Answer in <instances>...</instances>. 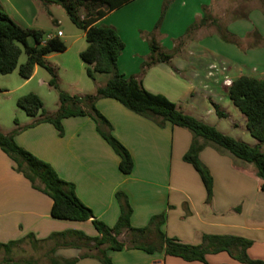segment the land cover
Segmentation results:
<instances>
[{"label":"crops","instance_id":"1","mask_svg":"<svg viewBox=\"0 0 264 264\" xmlns=\"http://www.w3.org/2000/svg\"><path fill=\"white\" fill-rule=\"evenodd\" d=\"M226 1L130 0L95 23L111 26L118 32L124 42L117 58L118 71L124 76H137L150 54L147 34L154 31L165 5L154 38L171 57L167 62L151 65L138 76L143 87L163 94L184 113L207 123L214 114V122L209 123L219 130L228 119L225 127L233 131L231 135L254 145L257 140L247 131L244 115H235L238 109L230 105L227 88L240 75L264 79V0H234L236 7L229 19L221 23L215 14ZM0 7L20 25L41 29L32 26L37 11L44 10L38 8L36 0H0ZM204 13L226 29L229 40L222 39L209 23L193 27L186 35L188 27L198 23ZM226 13L222 11L218 17L223 19ZM49 16L51 22L59 23ZM38 67H34L33 73ZM98 76L94 89L107 79L98 80ZM211 102L219 106L224 116L216 115ZM95 106L111 123L112 134L129 150L133 161L130 173L118 169V155L86 114L63 117L61 134L50 122L31 124L37 116H28L24 111L11 117V126L0 130H16L15 142L48 162L59 177L72 182L77 197L106 225H113L118 218L120 208L115 193L122 191L132 208L130 224L134 227L145 226L152 215L164 213L160 229L168 237L204 249L208 244L206 236L241 237L250 241L245 250L247 256L264 261V192L259 189L260 180L252 163L169 121L158 126L114 98H98ZM56 109L57 105L47 112L54 113ZM191 143L198 147V158L212 178L210 196L197 171L183 160ZM260 147L264 151V143ZM14 166L0 149V243L20 241L8 251L0 248V264H50L48 253L66 259L84 254L73 264H101L94 256L97 250L92 248L93 243H86L76 234L49 238L50 234L65 230H78L89 237L98 233L90 220L52 217L51 198L34 188ZM120 235L117 238L121 241ZM24 242L32 247L46 244L42 256L45 260L14 259L13 254ZM105 253L113 264H205L165 255L162 250L105 248ZM204 257L207 264H245L226 250L208 251ZM5 258L10 262H3Z\"/></svg>","mask_w":264,"mask_h":264},{"label":"trees","instance_id":"2","mask_svg":"<svg viewBox=\"0 0 264 264\" xmlns=\"http://www.w3.org/2000/svg\"><path fill=\"white\" fill-rule=\"evenodd\" d=\"M46 5L49 0H40ZM130 0H54L65 11L69 20L84 33L86 45L79 52V57L86 63V75L94 80L96 74H107L104 83L96 86L91 94H70L58 88L53 67L46 61V56L52 52H62L66 49L65 43L55 35L44 36L42 29L25 27L14 21L7 13L0 9V74L12 72L16 67L18 74L28 79L34 67L46 69L50 78L48 84L57 91L58 104L54 113H48L43 108L41 98L34 92L21 95L16 100L18 108L28 116H37L31 123L40 121L52 123L59 133H62L61 119L71 115H89L95 122L98 133L106 140L118 155V169L128 174L132 170L133 161L129 150L112 134V125L109 120L96 108L95 102L101 97L116 99L127 109L145 117L158 126L166 121L172 125L188 129L194 137H201L216 147L223 148L233 156L252 163L256 168L260 180L259 189L264 192V79L248 75H240L232 80L227 88V96L232 104L244 115L245 127L249 134L257 140L250 145L245 141L219 130L215 126L177 108L176 104L160 93H153L145 89L138 76L146 69L158 62H167L171 55L161 50L154 38V32L159 27L165 11L162 7L160 16L154 26V31L148 33L150 54L141 65L138 75L124 76L117 68V58L124 42L118 32L111 26L98 25L95 22L119 8ZM51 15V12L46 9ZM245 16V14L243 15ZM212 24L224 40H229V33L218 24L216 19L204 13L198 23H192L186 30V35L195 26ZM253 36L256 35L254 31ZM24 49L25 61L18 65V58ZM216 115L224 116L217 104L211 102ZM16 130L4 133L0 130V149L15 163L14 169L23 174L31 185L48 195L51 200L50 214L54 218L85 221L90 220L98 235L86 236L78 230H65L49 235V238L61 236L66 238L76 234L86 243H93L96 249L94 254L101 264H113L105 253V248L120 250L122 248H139L147 252L163 251L165 255L177 256L186 261L198 260L205 264V252L226 250L230 255L245 264H264L262 260L250 259L245 253L250 241L236 236H206L208 241L204 249L199 245L184 243L177 238L166 236L160 229L164 221V213L152 215L145 226L134 227L130 224L132 208L126 194L117 191L115 197L119 203L120 212L116 222L109 226L95 218L92 210L86 206L75 194L74 184L59 177L53 167L41 160L30 151L19 146L14 140ZM198 147L191 143L183 160L192 165L206 189L207 196L211 195L212 178L208 169L198 158ZM128 234L129 242L126 244L118 240L120 234ZM20 241L0 243L4 251L10 250L12 245ZM88 246V245H87ZM237 253L234 254V251ZM84 256L80 254L79 257ZM79 257L61 258L48 253L50 264H73ZM3 262H10L5 258ZM26 264V263H17ZM31 264V263H28Z\"/></svg>","mask_w":264,"mask_h":264},{"label":"rangeland","instance_id":"3","mask_svg":"<svg viewBox=\"0 0 264 264\" xmlns=\"http://www.w3.org/2000/svg\"><path fill=\"white\" fill-rule=\"evenodd\" d=\"M53 3L56 2H54V0H49L46 5H44L40 0H36V5L38 8L44 10L37 11L32 26L40 27L43 30L45 37L49 33H54V35L57 34L60 37L58 32L61 31V33H63V36L60 38L65 43L66 49L62 52H52L46 59V61L54 69L57 86L59 89L70 94H78L79 91H90V94L91 92L94 93L95 80H91L86 75L85 69L87 65L81 60L78 53V51L84 49L86 45L83 31L77 28L69 20L64 9L59 4H56L55 6L52 5ZM247 5L249 6V3ZM48 7L49 11L51 12V16L59 20L58 24L51 22V17L45 12ZM235 7L236 2L234 0H227L222 4V7L219 8L215 15L217 16L218 20L220 19L221 23H224V20L229 19V16ZM0 9L7 13L2 7H0ZM222 11L227 12L223 19L218 17L221 16ZM210 29L212 28H208V30ZM25 58V51L23 48H21V53L18 58V65L23 63ZM49 78V72L40 66L37 68V71L32 73L28 79H24L18 74L17 67L10 73L0 74V129L6 128V126H11V117L17 116V113L23 112L22 109L17 107L16 100L19 96L28 92H37L36 94L41 98L45 111H52L56 108L58 103L57 91L48 84ZM105 78H107V74L100 73L98 76V80L103 81ZM229 103L230 105H233L230 100ZM235 111V115H239L240 111ZM212 115V119L210 118L208 123L214 122L213 119H215V116L214 114ZM228 121L229 120L226 119L225 123L228 124ZM226 124L222 125L223 132L227 134L230 133L229 135L233 134L231 129H227L225 127L227 126ZM247 135L248 138L251 139V136H249V134ZM262 233L259 234L262 235ZM120 239L126 244L129 242L128 234L120 235ZM46 249V244L40 243L35 247H32L29 243L24 242L19 245L17 253L13 254V258L19 259L33 257L36 258V260H45V258L42 256Z\"/></svg>","mask_w":264,"mask_h":264},{"label":"built area","instance_id":"4","mask_svg":"<svg viewBox=\"0 0 264 264\" xmlns=\"http://www.w3.org/2000/svg\"><path fill=\"white\" fill-rule=\"evenodd\" d=\"M58 34H61V32L59 31ZM229 85H230V83H229ZM154 264H162V263L158 262V263H154Z\"/></svg>","mask_w":264,"mask_h":264}]
</instances>
